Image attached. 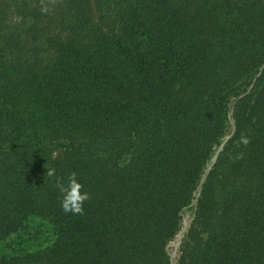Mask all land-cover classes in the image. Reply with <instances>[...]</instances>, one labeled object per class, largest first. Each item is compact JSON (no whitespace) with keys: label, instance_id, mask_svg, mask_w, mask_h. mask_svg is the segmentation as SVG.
<instances>
[{"label":"trees","instance_id":"trees-1","mask_svg":"<svg viewBox=\"0 0 264 264\" xmlns=\"http://www.w3.org/2000/svg\"><path fill=\"white\" fill-rule=\"evenodd\" d=\"M187 214L177 264H264V0H0V264H170Z\"/></svg>","mask_w":264,"mask_h":264},{"label":"clouds","instance_id":"clouds-1","mask_svg":"<svg viewBox=\"0 0 264 264\" xmlns=\"http://www.w3.org/2000/svg\"><path fill=\"white\" fill-rule=\"evenodd\" d=\"M42 10L47 11V9ZM239 142L247 146L250 143V139L242 134ZM46 175L49 177L54 176L55 170L47 169ZM57 187L60 191V206L63 212L65 214L82 215L84 202L90 199V194L87 191H82L83 185L80 183L77 173H70L66 183L58 180Z\"/></svg>","mask_w":264,"mask_h":264},{"label":"rangeland","instance_id":"rangeland-1","mask_svg":"<svg viewBox=\"0 0 264 264\" xmlns=\"http://www.w3.org/2000/svg\"><path fill=\"white\" fill-rule=\"evenodd\" d=\"M190 217L188 216V214L185 216L184 220H183V223H182V227L184 225L187 226V224L189 225L190 223ZM181 227V228H182ZM187 228V227H186ZM186 230V229H185ZM184 230V232H185ZM184 232L182 233V235H179L178 234L173 238V240H171L168 245H167V251H168V255L169 257H172L173 258V261L175 264H177V259L180 255V247H181V242H182V238H183V235H184ZM170 261V259H169ZM171 264V262H170Z\"/></svg>","mask_w":264,"mask_h":264},{"label":"water","instance_id":"water-1","mask_svg":"<svg viewBox=\"0 0 264 264\" xmlns=\"http://www.w3.org/2000/svg\"><path fill=\"white\" fill-rule=\"evenodd\" d=\"M201 183H202V180L200 181L199 185H201ZM192 203H194V201H192ZM187 226H188V224H187ZM187 226L184 225V226L181 228V230H180L179 233H178V236H179V235H182V233L184 232V230L186 229ZM169 259H170L171 264H175L174 261H173V258H172V257H169Z\"/></svg>","mask_w":264,"mask_h":264}]
</instances>
